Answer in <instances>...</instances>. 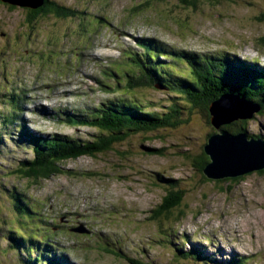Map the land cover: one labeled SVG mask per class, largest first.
<instances>
[{
  "label": "rangeland",
  "instance_id": "374dc122",
  "mask_svg": "<svg viewBox=\"0 0 264 264\" xmlns=\"http://www.w3.org/2000/svg\"><path fill=\"white\" fill-rule=\"evenodd\" d=\"M51 1L78 15L30 23L26 7L0 1V264H264V172L206 179L193 160L217 133L208 112L171 87L126 92L116 72L129 68L130 54H144L138 40L145 39L165 50L153 55L154 65L177 84L195 80L177 57L183 52L209 62L216 77L236 56L264 67V0ZM204 84L195 82L193 93ZM108 100H135L158 114L177 104L180 123L130 133L96 159L65 162L67 174L24 177L31 140H92L94 128L70 125L67 116L83 120ZM241 128L249 138L264 137V111L230 125L231 132ZM167 181L184 201L169 220H155ZM80 226L88 234L70 231Z\"/></svg>",
  "mask_w": 264,
  "mask_h": 264
},
{
  "label": "trees",
  "instance_id": "16d2710c",
  "mask_svg": "<svg viewBox=\"0 0 264 264\" xmlns=\"http://www.w3.org/2000/svg\"><path fill=\"white\" fill-rule=\"evenodd\" d=\"M0 1L2 2V0ZM181 1L189 6H193L195 3V0ZM27 9L29 10L28 22L30 23L36 21L41 15L53 14L59 18H72L78 15L75 10L60 6L51 0H45L44 4L38 9ZM138 46L144 51V54H130L127 56L130 61L128 63L129 68L124 72H121V70L116 71L122 79L126 92H134L140 88L154 85H160L164 88L171 87L173 92L177 93L178 90L180 93L185 94L188 97L187 100H191V107L202 108L208 112L210 123L211 105L224 95L238 96L252 104H256L260 107V111L256 114H263L264 67H260L257 64L259 62L257 58L252 59L250 62H245L236 56L237 60L227 63L225 67L229 68L219 69L222 71L220 73L221 76L216 77L214 73L211 74L209 67H212V65L209 62H203L202 64L200 60H196L193 54L183 52L182 55L177 57L189 68L190 74L195 80L193 83L191 78L188 82L186 78L180 77L179 82L182 84H177L168 80V76L162 72L163 68L160 70L159 67L154 65L155 58L153 55L159 51L165 52V50L157 49L151 39L138 40ZM198 65H200L201 69L197 68ZM110 71L111 74H106L110 77H118L115 70ZM199 79L205 80V84L204 88H202L203 92L197 96L193 92H197L195 82H198ZM174 85L177 86L174 87ZM207 90L211 92L204 96V92H207ZM212 90L215 92L212 93ZM17 100L16 98L14 101L16 102ZM17 110H19L18 107ZM169 111V113L158 114L156 112H148L146 109L143 110L142 105L135 100H131L130 103H126L125 100H108L101 104L98 111L86 114L83 120H78L74 115H68L67 120L70 125L92 127L98 132V135L90 141L75 140L65 135H57L51 139H33L31 141L36 143L33 148L34 158L21 165V172L26 179L36 182L48 180L53 176L67 174L62 168L63 163L74 161L81 157L96 159L98 155L111 152L114 146L123 142L130 133H148L178 125L180 123L178 120V105L170 106ZM242 121H247V119ZM230 125L225 126L224 129L231 134L242 133L247 135L243 128L231 132ZM248 131L252 130L249 128ZM249 139H264V137L259 135ZM149 152L152 155H163L157 150H150ZM193 163L204 175V169L209 163V158L204 153L203 156L194 158ZM259 172L263 173L264 170ZM204 177L208 179L205 175ZM243 177L230 180L239 181ZM167 187L169 189L168 195L162 199L159 207L153 211L152 218L155 220H160L161 218L169 220V218H172L174 210L178 209L184 201L185 193L180 190L175 182L167 181ZM26 210L29 209L27 208ZM21 213L25 215L24 212ZM181 217H183L182 214H179L177 221ZM22 218L29 217L25 215ZM200 256H202V252ZM37 261V264H53L52 261L44 262L40 258H37ZM131 262L132 264H142L137 260H131Z\"/></svg>",
  "mask_w": 264,
  "mask_h": 264
},
{
  "label": "water",
  "instance_id": "95a60500",
  "mask_svg": "<svg viewBox=\"0 0 264 264\" xmlns=\"http://www.w3.org/2000/svg\"><path fill=\"white\" fill-rule=\"evenodd\" d=\"M31 1V2H29ZM45 0H2L12 5L38 9ZM260 107L234 95H224L211 105V125L217 133L210 136L203 150L209 158L204 175L213 181L235 179L264 170V139H249L245 134H231L225 126L237 120L252 119ZM86 235L80 226L70 230Z\"/></svg>",
  "mask_w": 264,
  "mask_h": 264
},
{
  "label": "bare ground",
  "instance_id": "6f19581e",
  "mask_svg": "<svg viewBox=\"0 0 264 264\" xmlns=\"http://www.w3.org/2000/svg\"><path fill=\"white\" fill-rule=\"evenodd\" d=\"M258 65H259V64H258ZM202 254H203L206 258L210 256L209 252H208V255H207V256H206V252H205V251H202ZM66 264H68V263H66Z\"/></svg>",
  "mask_w": 264,
  "mask_h": 264
}]
</instances>
